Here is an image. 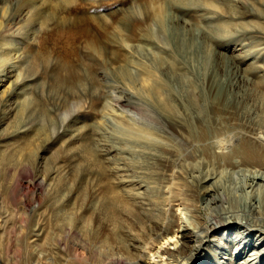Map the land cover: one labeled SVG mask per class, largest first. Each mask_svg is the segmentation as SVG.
I'll return each instance as SVG.
<instances>
[{
    "label": "rangeland",
    "instance_id": "1",
    "mask_svg": "<svg viewBox=\"0 0 264 264\" xmlns=\"http://www.w3.org/2000/svg\"><path fill=\"white\" fill-rule=\"evenodd\" d=\"M153 1L0 0V60L10 55L11 63L21 64L11 70L0 63V114L5 108L9 116L0 123V264H98L106 254L136 261L135 253L130 256L123 247L130 245L124 231L144 241L146 225H123L120 202L138 191L152 198L161 188L139 177V171L154 170L155 163L137 153L136 136L126 130L140 126L156 137L167 128L141 115L139 103L149 101L135 80L141 65L161 68L166 60L164 71L167 61L174 64L169 92L177 97L176 119L186 130L232 129L239 122L234 119L237 104L241 115H264V86H250V80L264 84V0H210L213 8L200 12L181 10L172 0ZM148 3L168 9L167 40L176 52L143 39L144 31L158 30L156 13L134 31L140 26L136 16ZM244 12L247 18H237ZM227 20L234 24L225 27ZM181 21L187 26L181 27ZM253 26L257 30L248 31ZM212 27L233 34L205 42V34L217 33ZM183 36L191 54L178 44ZM143 45L146 55L138 51ZM122 68L130 76H122ZM150 150L147 145L144 151ZM124 173L143 181V187L126 182ZM242 173L233 180L224 176L240 195L238 209L248 210L252 198L243 191ZM251 202L260 205L258 199ZM184 211L185 239L198 244L191 233L192 211ZM224 230L211 237L219 246L217 264L230 259L264 264L251 245L241 251V234Z\"/></svg>",
    "mask_w": 264,
    "mask_h": 264
},
{
    "label": "bare ground",
    "instance_id": "2",
    "mask_svg": "<svg viewBox=\"0 0 264 264\" xmlns=\"http://www.w3.org/2000/svg\"><path fill=\"white\" fill-rule=\"evenodd\" d=\"M188 1L190 0H172V4L178 5L181 10H189L191 8L198 12L213 8L210 0H204V2L194 0V3H189ZM152 3L156 2L152 0ZM142 8V16H136L140 26L134 28V31L136 29L139 30V28L141 30L144 20L150 14L156 13L158 30L144 31L143 39L154 45L156 43L164 52H168L170 46L172 47L171 52H176V48L167 40L169 26H167L166 21L170 19V17H166L168 9L162 4L151 5V3L144 4ZM243 14L238 15L237 18L245 19L249 16L248 12ZM174 17L178 19V16L174 15ZM224 23H226L225 27L234 24L228 20ZM185 24L184 21L180 23L181 27L187 26ZM214 30H217V33H213L209 37L208 34H205V42L219 39L222 36L220 33L224 34L222 31L226 29L218 31L217 27H212V31ZM256 30L257 28H254V26L248 29V31ZM229 35L224 34L223 36L227 37ZM182 40L184 42L178 41V44H181L183 49L186 48V55L188 53L191 54L188 50L189 47H185L184 36ZM188 40L190 44V39ZM20 42L21 40L15 46H20ZM157 45L155 47H158ZM206 45L210 44L206 43ZM142 47L144 49L139 48L138 51L146 55L147 47L146 45ZM114 54L116 55L117 53ZM208 54L210 55V53ZM12 60L13 57L8 55V57L1 59L0 63L8 65L11 70H14V68L19 69L21 64H13L11 63ZM151 61L152 63L154 62L153 59ZM165 62L166 60L160 62L161 68L156 64L152 66L153 68L141 65V71L136 75L135 80L139 84L142 95H147L149 100L148 103L144 101L139 103L141 115L155 122V124L162 125L164 123L167 126L166 131L159 133L156 137H152L148 128L131 125L126 130L128 134L136 136L139 146L137 153L140 156L147 155L155 163L154 170L152 169L151 172L146 173L139 171V177H144L147 184L150 182L156 183L161 188V193L154 195V199L152 195V198H150L147 195H142L137 190L138 192L135 194L132 193L126 196V200L119 201L123 208L120 210L124 217H122L123 225L130 224V227H138L139 223L146 225V230L142 235L144 236V241L138 240L137 237L123 230L131 245H124L123 247L128 255L133 256L135 253L136 257L134 259L136 261L130 262L123 257H110L109 254H106L101 258V261L97 260L98 262L96 263L191 264L192 262H198L199 254L208 249L202 262L208 261V264H217L216 253L219 246L216 243L217 240L215 242L214 239L211 240V237L220 228H225L224 232L229 231V234L234 232L241 234L237 243V245L243 244L241 251L245 252L251 245L257 250L256 254L260 258L259 262H261L264 259V247L261 244V239H264V115L261 114L260 119H256L258 114L255 118L253 115L247 117L241 115L237 104L234 106L237 109L234 112V119H238L239 122H235L232 129L223 130L218 127H212L209 130L203 127L200 130H186L179 125L181 123H178L176 119L178 111L175 110L174 102L178 107L177 97H171L169 92L168 78L169 73H171L170 68L174 64L167 61L165 70L162 71L161 69ZM177 68L181 70L182 66L178 65ZM121 72L122 76H130L128 68H122ZM183 76L184 73L182 72ZM181 80L186 81L182 78ZM246 82L248 86V79ZM207 85L209 91L212 92L214 86L213 76L209 78ZM251 85L256 89L259 88V85L261 87L264 86L263 82H254L253 80H250ZM186 88L187 91H191L189 86ZM190 103H195V99L191 98ZM17 108L18 110L23 109V107ZM181 108L183 107L180 106ZM8 117V113L4 108L0 114V123H3ZM147 145L151 147L148 154L144 151ZM240 170L243 171L242 175L245 179L242 188L246 192V197L249 196L254 201L258 199L260 202V205H258L252 203L251 200L248 210L238 209L240 195H237L236 187L227 185L224 176L225 174H230L228 177L233 180L235 173L239 175ZM124 177L126 182H136L139 185L138 188L143 187V181L140 179L126 173H124ZM157 186L155 185L156 188ZM146 192L147 190L145 189V192L142 193ZM115 199L119 200L120 198ZM120 205L119 207H121ZM184 210L192 211L194 222H191L193 225L191 233L197 237L198 244L191 245L185 239L188 233L186 232L187 227L183 225ZM203 210H205V213H203ZM248 211L249 213H247ZM179 237L182 238L180 245L181 239ZM209 241L212 243L211 246L204 247ZM228 242L231 243V240ZM135 250L140 253H136ZM110 252H113V250ZM155 257H159L160 260L156 261ZM202 262L199 261L198 263L201 264ZM228 263L233 264L232 259L228 260ZM246 264H252V262H247Z\"/></svg>",
    "mask_w": 264,
    "mask_h": 264
}]
</instances>
